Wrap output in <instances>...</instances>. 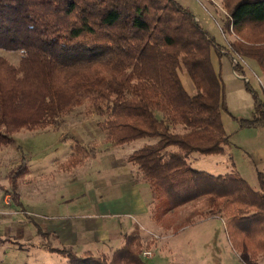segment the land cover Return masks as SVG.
Segmentation results:
<instances>
[{
	"label": "trees",
	"instance_id": "16d2710c",
	"mask_svg": "<svg viewBox=\"0 0 264 264\" xmlns=\"http://www.w3.org/2000/svg\"><path fill=\"white\" fill-rule=\"evenodd\" d=\"M222 5V32L236 37L227 47L176 0H0V50L21 54L16 66L0 57V146L14 144L12 134L20 130L54 126L87 101L92 114L105 118L97 127L110 146L151 140L126 161L137 168L135 182L150 188L153 220L206 198L210 215L227 213L234 250L252 259L263 254L264 171L257 172L253 189L236 172L213 175L188 161L193 153L221 154L229 144L220 118L227 111L223 86L211 52L224 55L238 75L240 59L254 61L264 79V0ZM181 70L195 94L183 88ZM245 88L253 110L251 118L236 119L238 128L264 130V99L248 83ZM85 153L75 144L64 170L81 165ZM22 162L8 174V193L19 207L17 179L27 171ZM122 241L110 258L41 247L65 264H146L138 236L123 235Z\"/></svg>",
	"mask_w": 264,
	"mask_h": 264
},
{
	"label": "rangeland",
	"instance_id": "374dc122",
	"mask_svg": "<svg viewBox=\"0 0 264 264\" xmlns=\"http://www.w3.org/2000/svg\"><path fill=\"white\" fill-rule=\"evenodd\" d=\"M215 1L218 4L216 6L211 0H203V6L211 11L222 29L225 10L222 0ZM185 2L190 4L191 12L197 20H200L202 26L217 42H221L222 36L217 22H214L213 18L203 10L197 1L185 0ZM224 34L231 37L229 43L236 40V37L231 33ZM0 57L16 66L21 54L0 50ZM235 60L238 62L237 58ZM239 63L242 65L244 78L247 81L243 78L237 79L232 83L233 89H231V83L222 78L225 97L230 101V97L234 96L239 101L238 99L245 95L248 103L252 102L253 104L252 96L245 88V84L248 83L259 97L264 99V79L256 63L252 60L243 61L241 59ZM179 76L180 78H189L183 70L179 72ZM240 106L242 108L239 113L230 107L231 113L237 116L236 119L251 118V109ZM90 111L89 103L85 101L70 113L59 117L54 126L34 131L20 130L12 134L14 144L0 146V185L7 189L6 191L2 190L3 195L8 194L10 190L8 174L22 164L23 159L27 171L17 179L16 191L27 210L32 212L33 217L39 222H42L43 214L49 217L64 215V213L82 214L92 210V198L96 195H91V190L95 184V179L100 181L99 179L105 178L106 175L124 172L119 166L126 165L125 154L128 149L132 146H139L140 148L142 144H150L149 142H151L149 139H141L132 145L130 143L110 146L105 141L104 134L97 127V123L105 118L98 117ZM222 119L226 132L230 133L231 143L234 144L233 161L238 173L253 189H258L257 171L252 168V159L255 160V152L264 145V136L248 128H237L236 119L233 120L225 115ZM173 131L182 133L183 129L175 127ZM75 144L85 147L86 153L81 165L66 171L64 169L67 168L62 165L73 152ZM18 146L20 149L17 148ZM189 160L191 161L188 158ZM210 168L209 163L203 162L202 166L200 165L195 169L210 172ZM260 170H263V167H258V171ZM132 174L134 179L138 176L140 178L135 166H132ZM76 185L78 187L83 186L87 195L65 205L54 202L55 199L58 201L60 197L63 200L69 198L71 193L68 194L66 190L74 188ZM208 212V201L206 198H201L161 217L162 226L165 229L171 228L170 231L152 232L150 234L143 231L147 236L144 234L138 237L142 244V257L146 264H264V253L252 259L248 252L241 253L232 248L225 229L224 222L228 218L225 212H220L214 216L219 221L214 220L206 224H198L192 230L190 228L179 231L185 226L191 227V223L199 219L212 217ZM43 223L46 226V223ZM49 226L50 224L47 225L46 229ZM208 228L212 229L211 237H207L210 233ZM122 237L120 235L108 237L107 235V237L102 236L101 239L104 241H100L94 235L90 237L80 235L76 240L75 238L67 239V242H64L66 245L61 244L59 238L50 237L48 241L40 238L39 243L47 242L52 247L70 250L79 256L89 250L90 256L110 258L112 253L122 245ZM87 243H89L88 246ZM144 252H149L150 255L145 256ZM39 254L40 256L36 254L35 259L37 264L41 262L44 264H65L63 259L53 254H48L42 250L39 251Z\"/></svg>",
	"mask_w": 264,
	"mask_h": 264
},
{
	"label": "crops",
	"instance_id": "0c3cea01",
	"mask_svg": "<svg viewBox=\"0 0 264 264\" xmlns=\"http://www.w3.org/2000/svg\"><path fill=\"white\" fill-rule=\"evenodd\" d=\"M176 1L182 6H186L190 9V4L186 3L185 0ZM195 1L201 5L203 10H205L216 23L217 21L211 14V11H208L203 6V0ZM211 2L215 6L218 5L215 0H211ZM198 22L201 24L200 20H198ZM217 25L221 32L222 41H215L220 46L227 47L228 43L231 41V37L226 36L222 32L221 26L218 22ZM223 52L224 50H221L222 54ZM210 58L214 72L220 76L222 82L223 79H227V82H230L232 86V83L235 82V80L240 79L238 76L245 77L244 70L242 75H238L234 72L230 61L224 55L218 57L215 52L212 51ZM180 80L183 88L189 95L195 94V88L189 78L183 77L180 78ZM231 89H233V86ZM230 98L231 100L228 101V98L225 97L224 93L227 111H222L220 114L224 130L225 124L222 119L223 115L229 118L231 117L233 120L237 117L231 113L230 107H233L236 113L240 112L242 108L240 105H242L243 108L251 109V111L253 109L252 102L248 103L249 101L245 95L239 98V101H237L234 96ZM248 129L261 133L264 136L263 129ZM226 134L229 136V144L225 147L223 153L216 155H200L193 153L189 157V159H191V161L189 160L191 167L195 169L200 165L202 166L204 162L210 164L211 168L208 173L213 175H223L229 172L238 173L236 164L233 161L234 144L231 143L230 133L226 132ZM136 142L138 141L132 142L131 145ZM143 145L144 144H142V146ZM138 148L139 146L130 147L125 156L127 157ZM254 157L255 160L252 159L253 170L258 172V167H263V170L260 171H264V145L261 149L255 152ZM119 167L122 168L124 172L120 174L114 173L113 175H106L105 178L99 179L100 181H96L95 179V184L92 186L91 190V195H96L92 198V210L89 212H83L82 214L64 213V215L49 217L46 214H43L41 217L42 222L37 221L35 217H33V213L27 210L25 204L20 200L18 192L19 201L21 203L20 207L10 199L9 193L3 195L2 190L6 191L7 189L0 185V264H37L35 260L36 254L40 256L39 251L41 250L48 253L41 247L42 244L48 243H39L40 238L47 241L50 237L59 238L61 244L66 245L64 242H67V239L75 238L76 240L80 235L86 237L94 235L95 237L97 236L100 241H104V239L101 238L102 236L107 237V235L108 237H115L117 235H136L141 237V235L146 233L150 234L152 232L162 233L167 230L170 231L171 228L165 229V227L162 226V221L156 222L151 218L153 201L148 185L142 181L135 182L132 174V166L130 164L126 163L123 167L122 165ZM85 191L86 190L83 186L78 187V185H76L74 188L66 190L68 194L71 193L69 198L63 200L60 197L58 198V201L55 199L54 202L62 205L68 204L77 198L87 195V192ZM214 220H218V218L212 216L199 219L196 222L191 223V227L185 226L179 231L190 228L192 230L198 224H206ZM43 222L46 223V226ZM48 224H50V226L46 229ZM208 230L210 233H208L209 235H207V237H211L212 229L208 228ZM143 231L146 233H143ZM88 244L89 243H87V246ZM40 264L44 263L41 262Z\"/></svg>",
	"mask_w": 264,
	"mask_h": 264
},
{
	"label": "built area",
	"instance_id": "2783aa9c",
	"mask_svg": "<svg viewBox=\"0 0 264 264\" xmlns=\"http://www.w3.org/2000/svg\"><path fill=\"white\" fill-rule=\"evenodd\" d=\"M240 61V60H239ZM233 63L234 64H237L238 62L236 60H233ZM239 78H243V80L247 81V79H245L244 77L242 76H238ZM144 255L147 256V255H150L149 252H144Z\"/></svg>",
	"mask_w": 264,
	"mask_h": 264
}]
</instances>
